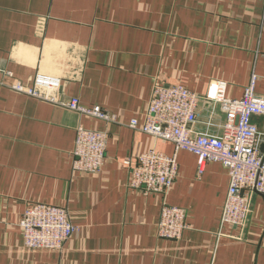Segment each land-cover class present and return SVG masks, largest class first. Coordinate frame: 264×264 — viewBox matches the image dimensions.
Instances as JSON below:
<instances>
[{
    "label": "crops",
    "instance_id": "crops-1",
    "mask_svg": "<svg viewBox=\"0 0 264 264\" xmlns=\"http://www.w3.org/2000/svg\"><path fill=\"white\" fill-rule=\"evenodd\" d=\"M256 76L264 95V0H0V264H264V195L246 225L222 223L229 170L177 152L179 171L166 195L129 186L127 159L172 142L142 125L156 84L199 94L195 132L221 135L215 101L242 98ZM56 80L57 99L76 97L115 116L107 121L14 86ZM44 87L39 84V88ZM264 133V115L253 116ZM106 131L100 172L74 169L77 128ZM37 202L68 209L80 226L62 249L25 246L20 221ZM183 207L189 227L161 238L163 203Z\"/></svg>",
    "mask_w": 264,
    "mask_h": 264
},
{
    "label": "built area",
    "instance_id": "built-area-1",
    "mask_svg": "<svg viewBox=\"0 0 264 264\" xmlns=\"http://www.w3.org/2000/svg\"><path fill=\"white\" fill-rule=\"evenodd\" d=\"M256 76L246 87L242 98H228L227 82L216 83L214 98L226 115L221 135L195 132L199 94L182 84H156L142 125L133 119L130 126L174 144L176 153L168 155L151 149L139 154L134 161L126 160L130 168L129 186L147 194L166 195L175 182L179 162L177 152L181 149L196 154L198 176L209 161H219L229 170L230 186L225 200L222 223L234 227L246 225L252 210L255 194L264 195V133L260 132L253 116L264 115V95L255 90ZM34 87L17 84L21 92L38 98L60 102L63 106L107 121L116 118L107 110L95 106L85 107L76 97L62 101L57 99L56 80L38 77ZM39 84L44 87L39 88ZM106 131L77 128L74 169L97 173L106 160L108 143ZM20 226L25 246L30 249H62L66 242L80 229L71 221L67 208L37 202L24 211ZM189 227L187 212L183 207L163 203L158 223L161 238L180 239Z\"/></svg>",
    "mask_w": 264,
    "mask_h": 264
},
{
    "label": "water",
    "instance_id": "water-1",
    "mask_svg": "<svg viewBox=\"0 0 264 264\" xmlns=\"http://www.w3.org/2000/svg\"><path fill=\"white\" fill-rule=\"evenodd\" d=\"M262 149H264V145H262Z\"/></svg>",
    "mask_w": 264,
    "mask_h": 264
}]
</instances>
